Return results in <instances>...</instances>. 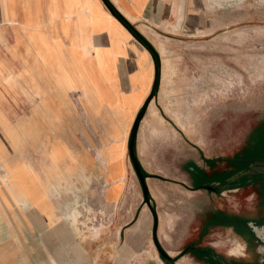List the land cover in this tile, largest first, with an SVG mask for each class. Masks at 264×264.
<instances>
[{"label": "rangeland", "instance_id": "374dc122", "mask_svg": "<svg viewBox=\"0 0 264 264\" xmlns=\"http://www.w3.org/2000/svg\"><path fill=\"white\" fill-rule=\"evenodd\" d=\"M85 1L92 6L98 4L96 0ZM103 4L112 15L106 4ZM203 7L205 21L201 14L195 17L197 9L202 10ZM122 11L129 20L136 21L137 17ZM168 12L173 14L174 19L165 21L163 27H137L127 20L152 45L156 53L164 58V98H160L158 102L162 106L167 104L168 111H147L148 117L144 119L142 128L148 126L152 133L157 132L158 135L155 139L148 138L149 141L145 144L147 153L144 165L149 171L158 174L150 177L163 181V194L179 197L180 193H175L172 186L180 183L179 178L183 177V173L190 177V187L201 184L202 187L196 186L195 189H199L200 199L209 205L205 209L210 212L209 217L220 221L223 214H226L227 219L231 218L233 227V232H228L217 224L211 227L210 232L200 234L199 237L196 234L192 240L188 239L178 248L179 253L172 260L179 259L183 255V248L197 240L195 246L215 250L226 258V263L264 264V250L261 249L264 240L259 235H264V177H250L255 173H262L264 176V0H173L168 5ZM88 15L91 18L89 10ZM107 16L111 18L108 14ZM150 22L156 25L155 22ZM28 35L41 58V68L34 71L36 82L31 85L33 108L30 113L39 112L41 120H35L36 127L29 124L28 117H25V126L21 124V127H15L0 112V123L11 140V147L0 141V168L4 171L0 175V227L6 226L7 220L16 215H37L42 212L45 203L44 181L54 176L53 162H56L71 174L73 181L69 195L78 199L82 215L86 217L82 229L84 264H101L97 250L100 253L105 251L106 254L101 257L103 260L106 258V264H148L143 254L146 250L156 258V264H162L160 261L166 258L159 253L151 231L147 234L144 228L140 234H121L120 237L115 234L117 242L111 246L97 245L99 240L108 243L110 238L111 244L115 241L112 240V234H97L98 226L112 227V223H107L112 209L101 210L94 205L98 192L94 190L95 186H90L89 189V185L97 176L87 172V168L90 164L93 165L95 158L85 149L78 151L59 140V137L65 138L70 145L82 146L83 129L75 124L78 112L71 92L76 93L90 122L95 124L99 117L103 125L100 131L104 148L97 151L98 162L108 166L106 150L113 155L117 151L116 147H120V140L126 136L129 126L127 113L122 106L113 105L112 96L105 94L103 85L107 81L103 76L101 62L98 63L100 72L95 73L90 63L79 62L73 41L66 44L57 40L50 45L42 32L29 31ZM125 43L128 53L131 51L136 56L140 67L138 78L133 77L130 82H137L142 88L150 71V63H145L149 56L130 35ZM84 51L89 53V48ZM57 78L65 84V89L62 95L56 97L50 90ZM17 113L22 115L28 111L12 112L11 120L14 122L16 120L13 117ZM41 116L47 117L48 121ZM69 119L74 123L69 121L67 127H64L65 121ZM83 128L86 134V126ZM95 131L96 128L89 124V134H95ZM108 138L115 143L109 144ZM107 144L108 149L105 148ZM26 149L30 155H26L23 165L29 176L25 173L22 181L17 178V170L10 158L15 151L18 155L26 152ZM6 155L10 158L4 159ZM226 158L242 159L228 161ZM260 158L263 161L249 162ZM206 160H214V163L210 164ZM244 160H247L246 163ZM46 161L52 162L48 173L44 169ZM78 165L88 174L87 179L77 178ZM191 165L198 170L201 176L199 180L193 178ZM240 169L242 170L238 171ZM235 171L246 175L242 182L235 186H228V181L222 182L223 178L228 180L232 177L233 175L227 176ZM247 178L249 180L245 183ZM148 183L151 193L157 197L155 184L152 181ZM146 190L148 193L147 186ZM151 193L145 199L143 191H140L141 201L136 204L131 221L124 228L136 221L143 207L151 211L153 209L152 213L156 215V202ZM170 210L180 211L177 207H171ZM255 228H260L261 233H256ZM12 235L15 237L7 240V244L5 241L0 243V264H34L32 254L35 255L36 251L45 260L47 253L35 234H26L28 241L24 248L16 234ZM155 235L167 254V246L161 243L160 234ZM190 235L179 234L185 237ZM233 238L246 245L242 254L232 255L227 252ZM170 241L175 245L178 239ZM138 243L142 248H138ZM185 254L194 257V260L190 258L187 262L184 258L181 264H202L194 252L188 251ZM149 257L147 259L152 260ZM169 258L171 257L168 256L167 260Z\"/></svg>", "mask_w": 264, "mask_h": 264}, {"label": "crops", "instance_id": "0c3cea01", "mask_svg": "<svg viewBox=\"0 0 264 264\" xmlns=\"http://www.w3.org/2000/svg\"><path fill=\"white\" fill-rule=\"evenodd\" d=\"M109 1L126 20L135 24L137 27L139 25L146 27L153 26L156 28L158 26L163 27L165 21L168 22L174 19L173 14L168 12V5L170 1L173 0ZM96 2L98 4L92 7L90 18L88 15L89 2L85 0H0V112L6 116L8 123L15 127H21V124L25 126V117L31 115L30 112L33 108L31 103L33 88H31V85H34L36 82L34 71L41 68V58L36 51L35 44L30 40V36L28 35L29 31L42 32L48 39L50 45L57 40L66 44L73 41V48L77 53L76 55L79 58V62L84 64L90 63L95 73L100 72L98 63L101 62V68L104 72L103 76H105V80L107 81V84L104 83L103 85L105 94L112 96L113 105L117 104L122 106L127 113L126 119L128 120L129 126L126 136L124 139L120 140V147H116L117 151L115 150L113 155L109 154L106 150L109 160L108 166L98 162L96 159L97 151L103 147L104 143L100 131L103 125L99 117L95 124L90 122L89 116L85 113L78 101L76 93L71 92V98L78 112V119L75 124L83 129L82 146L75 147L70 145V142L65 138L59 137V140L65 141L69 146L78 151L85 149L93 159L95 158L93 165L90 164L87 168V172L97 176L89 185V189L90 186H95L94 190L98 192L94 205H97L101 210H103V208L112 209V214L107 217V223H112V227L105 226L106 228H102L98 226L97 234L110 236L112 234V240L115 241L111 244L110 238L108 239V243L99 240V244L97 245H103L102 247H105V245L111 246L113 243L117 242V238L115 239L114 236L115 234H119V237L121 234H140L142 228H144V232L147 234L150 231V234H168V238L159 236V239L162 244H166L167 247L165 250L167 255L172 259L173 256L178 255L180 250L178 248L184 245L188 239L195 237L196 234H199V237L200 234L210 232L212 226H217V224H219L221 228L227 229L228 232H233L231 218L227 219L226 214H223L224 216L220 221H216L215 218L209 217L210 212L204 211L209 205L206 204L205 200L202 201L200 199L201 196L198 193L200 192L199 189H195L196 186H201V184L190 187V185H188L191 181L190 177L186 176L185 173H183L182 178H179L180 183H174L176 186H172L175 193H180L179 197H176V195L173 197L171 194L170 196L163 194L162 191L165 189L163 181L156 177L146 176L144 177V183L147 186L148 194L151 193L149 181H152L158 190L157 197L152 193L150 194L156 202V215H154L149 208L147 210L143 207L136 221L124 228V225H127L131 221L130 219L134 213V208L136 204L141 201L139 200V195L140 191L142 192L138 175L133 168L128 153L129 134L137 112L151 91L154 78V66L153 59L150 55L149 60H145V63H150V71L145 85L140 88L137 82H130L131 78H138L140 67L137 64L136 56L131 53V51L128 53V49L126 48L127 45L125 40L129 37V32L124 30L122 24L116 18L113 16L109 18L107 16L109 12L104 7L102 0H96ZM122 10L137 17L136 21L129 20ZM204 13V7L202 10L198 8L195 17L201 14L205 21ZM192 14L195 15L194 13H191V15ZM196 19L198 20V18ZM9 20L13 22L10 23ZM150 20L155 22L156 25L150 22ZM190 23L194 24L192 21H190ZM198 23L199 22H197L196 25H198ZM118 27H120L123 32H121ZM85 48H89V53L84 51ZM159 57L161 59V81L159 83L157 95L153 97L155 102L150 103V105L148 103L149 107L147 105L148 108L146 107L139 121L135 135V154L140 166L143 170L146 169L145 171H147V173L156 175L158 174L149 171L145 167L144 160H146L145 153H147V151L145 144L149 141L148 138L155 139L158 134L157 132L152 133L148 126L145 128H142V126L144 125V119L148 117V110H157L159 113L163 111V109L168 111L167 104L162 106L158 102L160 98H164V94L162 93L164 58L161 54ZM31 72L33 73L31 74ZM171 108H173L172 105ZM18 111H28V113L22 115L17 113V115L13 117L16 120V122H14L11 120L12 112ZM36 119L41 120L38 116L32 115L31 122L34 124ZM69 121L73 122L72 119L66 120L64 127H67ZM89 124L96 128L95 134L94 132L93 134H89ZM84 126H86V134L83 128ZM0 141L11 147V140L2 128L1 123ZM108 143L114 144L115 141L108 138ZM108 147L109 145L107 144L105 148L108 149ZM27 149H29V146ZM27 149L26 152L18 155L15 151L11 158L9 155L4 156V159L8 157L10 160L13 159L11 162L13 167L17 170V178L22 181L23 177H25L23 176L25 173L29 176V173L23 165L26 155H30ZM198 152L200 156V148ZM31 161L35 164L32 158ZM190 168L193 170V178L199 180L201 176L199 172H197L198 170L194 169L192 165ZM3 173V169L0 168V175ZM28 179L33 182L29 177ZM248 180L247 178L244 182L247 183ZM1 187L2 185L0 184V188ZM89 189L86 196L87 199L89 196ZM87 199L86 205L88 206ZM145 203L147 204V202ZM146 207H148V204ZM171 207H177V209L180 210L179 213L173 210L172 212L170 210ZM228 221L230 223H228ZM9 223L8 231L11 235L3 241H0V243L12 239V236L15 237V235L12 234H16L17 239L24 248L21 236L18 235L21 233L17 231L15 222L11 220ZM23 234H35V232H23ZM179 234L191 235L185 237L179 236ZM26 236L28 238V235ZM99 239H102V237L99 236ZM172 239H178V242L174 245V243L170 241ZM136 245H138L140 249L141 245L139 243ZM99 246L97 248H99ZM97 251L100 256H98V258L102 260L100 263H108L106 258L103 260V257H101L106 254L105 251H102V253H100L99 250ZM144 252L148 251L146 250ZM143 254L148 264H156V258H154L152 254L149 253L152 258L150 261L147 259L145 253ZM184 258L185 261L188 262V259L191 257L188 254H183L176 261L167 260L166 258L162 259L160 262H162V264H178V262ZM193 258L194 257L191 259L194 260ZM198 260L202 264L226 263V258L212 249L206 250L204 252V257H199ZM236 264H239V262H236Z\"/></svg>", "mask_w": 264, "mask_h": 264}, {"label": "bare ground", "instance_id": "6f19581e", "mask_svg": "<svg viewBox=\"0 0 264 264\" xmlns=\"http://www.w3.org/2000/svg\"><path fill=\"white\" fill-rule=\"evenodd\" d=\"M108 15L112 18V15L110 13ZM124 30L126 29L124 28ZM128 34L148 54V56H150L146 48L140 42H138L130 33ZM60 80H61L60 78L55 79V82L51 85L50 92L53 93V95L56 97L62 95L65 89V84ZM160 81H161V66H160ZM152 102H155V99L152 98L149 102V105ZM30 114L31 115L28 116V123L33 125V123L31 122L32 115H36L39 118L40 115L39 112L30 113ZM41 118L46 119V121H48L47 117L41 116ZM49 162L50 161L45 162L46 164L44 169L47 173L49 172V166L52 163ZM53 163L55 164L52 171V173H54L53 174L54 176L44 181L43 187L45 193V199H44L45 203L43 205L44 207L42 212H40L37 215L36 214L34 215L27 214L24 216L16 215L14 216V218H10L9 220H7L6 226L0 227V241H3L9 235H11L9 234L8 231V225L10 224L9 222H11L12 220L13 222H15V227L17 231L21 233L18 235L21 236V241L25 247L28 238L26 234H23V232H31V233L35 232V237L37 241L41 243V245L44 247L47 253L45 260H44V256H42L40 253L36 251L35 255L32 254L33 256L32 259L34 264H84L83 260L85 258V254L83 249L84 247L82 245V240L84 239V233L82 229H83V224L86 223V222L84 223V221H86V217L82 215L83 213L80 209V203L78 199L73 195H69V192H71L72 181H73L71 174L69 173L68 170L61 168L60 165L57 164L56 162ZM76 169H77V178L87 179L88 174L85 173V170L81 165H78ZM255 231L256 233H261L260 228H255ZM166 235L167 234H160L161 237L168 238V236ZM259 235H261V237L264 240V235L263 234H259ZM7 243L8 242H6L5 244ZM241 244L243 243L239 239L233 238L232 243L227 248L228 249L227 252L229 254L231 253L232 255L242 254L244 247H241ZM261 249L264 250V246ZM144 253L146 257L151 256L147 252ZM12 256H14V253ZM180 262L181 261H179L178 264H181Z\"/></svg>", "mask_w": 264, "mask_h": 264}, {"label": "trees", "instance_id": "16d2710c", "mask_svg": "<svg viewBox=\"0 0 264 264\" xmlns=\"http://www.w3.org/2000/svg\"><path fill=\"white\" fill-rule=\"evenodd\" d=\"M125 21V20H124ZM127 23V25L130 26V24L125 21ZM131 27V26H130ZM132 28V27H131ZM132 31L135 33V35L140 38L145 44H147L149 47H151L153 50L154 48L152 47V45L140 34L138 33L134 28H132ZM143 107H144V103L142 104V106L140 107L139 111L137 112V115L134 119V122L132 124V127H131V130H130V134H129V141H128V153H129V156H130V160H131V163L133 165V168L134 170L136 171L137 175H138V178H139V181H140V185H141V188H142V191L144 193V197L145 199H148V193H147V190H146V186H145V183H144V177L146 176H155L154 174H149L147 173L145 170L142 169V167L140 166L137 158H136V154H135V135H136V130H137V121L138 119L143 115ZM242 158L240 159H232V158H226L225 160H228V161H241ZM261 159V158H260ZM216 160H219V159H216ZM208 163L210 164H213L214 163V160H206ZM246 163L247 160H244ZM242 169L238 170V171H241ZM238 171L236 172H233L231 173V175L227 176V177H230L232 175H236L238 173ZM246 176L244 174L240 175L238 178L232 180L231 182L228 183V186H235V185H238L241 181H242V178ZM226 177V178H227ZM250 177H254L255 179L257 178H262L264 177L262 173H255V174H252L250 175ZM222 182H227V180L225 178H223ZM212 188V187H211ZM217 189V188H216ZM152 212H154V210L152 209ZM153 239H154V242L157 246V249L159 251V253L164 257V258H168V255L165 253V251L160 247L157 239H156V235L153 234ZM197 243V241L195 242H191L189 243L188 245H186L183 250L181 251V254H185L186 252L188 251H192L194 252V254L197 255V257H204V252L206 250H208L209 248H202V247H197L195 246V244ZM169 260H172L171 258H169Z\"/></svg>", "mask_w": 264, "mask_h": 264}, {"label": "water", "instance_id": "95a60500", "mask_svg": "<svg viewBox=\"0 0 264 264\" xmlns=\"http://www.w3.org/2000/svg\"><path fill=\"white\" fill-rule=\"evenodd\" d=\"M103 2L106 4V6L108 7V9L112 13V15H114L118 19V21L121 22V24L136 38V40L138 42H140L146 48V50L149 52V54L151 55V57L153 59V62H154V80H153V84H152L150 94L148 95V97L144 101V107H143V114H144L149 101L157 95V91H158V87H159V83H160V57H159L158 53H156L155 50H153L151 47H149L147 44H145L140 38H138L135 35V33L132 31L133 27L131 26V24L118 12V10L109 2V0H103ZM124 20L127 21L132 28L129 25H127V23ZM142 116L137 121V128H138V124H139V121L142 118ZM261 160L263 161V159H251V160H249V162L252 163L254 161H261ZM237 174H239V175L236 176ZM237 174L230 177L227 181L231 182L232 180L238 178L243 173L239 172ZM251 227H254V226L251 225Z\"/></svg>", "mask_w": 264, "mask_h": 264}, {"label": "flooded vegetation", "instance_id": "af4514ba", "mask_svg": "<svg viewBox=\"0 0 264 264\" xmlns=\"http://www.w3.org/2000/svg\"><path fill=\"white\" fill-rule=\"evenodd\" d=\"M92 5L91 4H89V8H88V10L90 11V12H92ZM264 179V178H263Z\"/></svg>", "mask_w": 264, "mask_h": 264}, {"label": "clouds", "instance_id": "9594fccd", "mask_svg": "<svg viewBox=\"0 0 264 264\" xmlns=\"http://www.w3.org/2000/svg\"><path fill=\"white\" fill-rule=\"evenodd\" d=\"M241 247H246V245H244V244H241ZM231 254V253H230Z\"/></svg>", "mask_w": 264, "mask_h": 264}]
</instances>
